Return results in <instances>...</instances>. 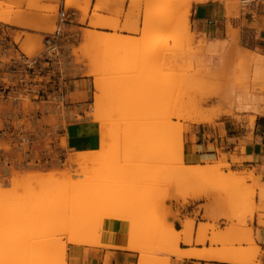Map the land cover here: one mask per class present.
<instances>
[{"label": "rangeland", "instance_id": "374dc122", "mask_svg": "<svg viewBox=\"0 0 264 264\" xmlns=\"http://www.w3.org/2000/svg\"><path fill=\"white\" fill-rule=\"evenodd\" d=\"M61 1L0 0L5 5L0 8V148L9 143L13 147L5 149L7 154L40 157L41 162L42 158L58 156L55 165L44 160L43 166L31 163L29 170L14 172L10 187L0 183V214L9 209L10 223L19 221V213L33 209L28 193L43 186L38 197L40 209L36 211L48 216L43 222L44 232L38 235L30 230L27 235L35 239L23 243L21 249L15 244L19 240L10 242L2 237L5 224H0V264H69L70 258L89 247L86 243L115 231L144 244L146 252L164 244V251L156 252L157 256L171 258L181 243L177 245L172 239L174 225L169 218L179 219L181 215L179 209L173 211V204L183 207L188 203L184 198L192 195H199L196 200L204 202L200 208L205 210V222H200L197 230L208 224L203 241L196 245L235 247L248 264L260 262L264 251L253 223L259 213L264 224V183L254 170L232 169L244 160L237 155L239 147L235 153L230 152L232 146L216 148L211 157L195 164L201 168L197 175L184 174L181 165L192 161L194 147L188 143L191 126L212 128L223 137L246 133L248 139L257 117L264 114V52L259 46L264 43V0H218L233 6L229 21L232 35L228 31L219 42L220 48H214L209 39L193 29V3L189 9L192 33L188 32L183 14L190 0H97L91 15L92 0H64L69 20L58 50L52 54L46 50L45 38L54 31ZM71 10L81 12V18L75 19ZM244 15L248 20L242 24L239 20ZM93 31L106 33L104 40H93ZM115 33L134 37L135 44H121L106 52L107 38ZM86 35L92 40L89 44ZM95 49L100 52L87 55ZM123 56L127 58L118 62ZM86 61L92 67L94 90L95 83L100 82L103 103L106 99L107 103L97 109L93 105L94 90L93 96L81 102L88 105V116L100 125V132L94 150L75 153L65 149L57 116L63 118L68 106L63 96L66 66L75 62L81 72ZM244 96H249L245 102ZM235 99L243 104L232 109L229 103ZM201 106L208 115L213 114L214 120L189 122V116ZM121 127L133 136L140 127L147 128L146 141L133 143L125 136L118 138ZM23 137L29 142L23 143ZM154 142L160 146L151 147ZM127 152H145V156L127 163ZM21 160L16 164L20 166ZM100 167L109 169L102 184L117 190L111 192L109 200L99 199L93 190L86 206L77 210L63 213L59 205L42 207V199H60L83 180L78 175L84 168L95 172ZM45 171L49 175L42 176ZM116 177L119 179L113 181ZM18 178L24 179L14 182ZM153 200L154 208L146 212ZM153 212L166 217L165 226L145 233L144 224L137 221ZM72 215L77 219L74 224H59L61 218ZM188 220L193 221L195 231L196 219L181 221L183 228ZM73 236L80 238V243L77 239L75 244ZM212 239L220 240L211 244ZM160 264H164L162 260Z\"/></svg>", "mask_w": 264, "mask_h": 264}, {"label": "crops", "instance_id": "0c3cea01", "mask_svg": "<svg viewBox=\"0 0 264 264\" xmlns=\"http://www.w3.org/2000/svg\"><path fill=\"white\" fill-rule=\"evenodd\" d=\"M97 0H92L90 15L93 12V7ZM64 0L61 1V4ZM26 4H23L25 8ZM71 12L76 16L75 19L79 20L82 13L77 10H71ZM232 17L228 15V6L226 3L218 0H208L201 2H193L191 9V24L195 32L209 39L211 43L214 44V48H220L219 42L225 39L228 35H232L230 30L232 27L229 25ZM247 16L244 15L239 22L246 21ZM238 22V20H234ZM74 26V25H73ZM76 28H81L80 26H74ZM5 29V26H4ZM27 30V29H25ZM262 33L261 35H263ZM86 35V43L89 44L92 40H89ZM264 40V35L261 37ZM264 52V43L259 45ZM91 66L86 61L83 71L79 72V65L72 62L70 65L66 66V76L68 79L65 82L63 96L67 100V110L63 112V118L57 116L58 126L62 128V137L65 138V149L72 152H82L94 150L98 144L100 125L97 124L92 116H88L89 110L87 104H82L81 102L87 99L88 96H93L94 90V76L90 74ZM0 130L2 128L0 127ZM246 133H239L237 135H229L228 137H223L218 132L212 128H200L199 126H191V133L188 135V143L193 146V152L191 153V159L189 164L195 165L202 158L206 159L214 154L216 148H221L222 146H232L231 153L236 152L238 148L237 155L242 157L244 160L241 164H234L232 166L233 170H254L258 175L262 176V182L264 183V114L257 117L255 127L252 132V136L246 139ZM243 142V146L241 147ZM7 154V151L0 148V183L4 188L10 187L11 180L13 182V174L25 172L31 163H40L42 166L45 165L43 162L51 163L55 165L57 163L58 156H53L52 158L43 159L38 157L36 159L21 157L18 155ZM39 154V151H38ZM7 156L11 158L7 160ZM22 159L21 165H17L16 161ZM16 172V173H14ZM17 174L15 176H18ZM14 176V177H15ZM197 198L189 199L188 203L183 207H178L173 204V211L180 210V218H175L171 216L169 221L173 223L177 230L184 229L182 222L186 218L196 219L195 231L193 234L194 243L189 246L180 243L182 249L190 248H203L202 245H196L198 237V224L200 222H205L203 216L205 210L200 208L204 202L196 200ZM259 201V197L257 199ZM264 203V199H263ZM167 204H170L169 202ZM264 215V210L261 211ZM189 221V220H188ZM264 221V217L262 218ZM193 222V221H192ZM186 224V223H185ZM253 226L255 232L259 238L260 246L264 251V224L260 223L259 213L255 214ZM224 228V227H223ZM71 247V246H70ZM209 247V245H207ZM71 249V248H70ZM69 249L68 254L71 253ZM138 253L130 250L122 249H109V248H99V247H84V250L80 256H75L69 259V264H138ZM262 261V262H261ZM261 263L264 264V253L261 256ZM169 264H234L231 262H223L218 260H209L193 257H176L172 256Z\"/></svg>", "mask_w": 264, "mask_h": 264}, {"label": "bare ground", "instance_id": "6f19581e", "mask_svg": "<svg viewBox=\"0 0 264 264\" xmlns=\"http://www.w3.org/2000/svg\"><path fill=\"white\" fill-rule=\"evenodd\" d=\"M203 2L206 0H190L189 3H187L184 6V10L186 13H184L183 15V21L187 27L188 32H191L190 29V24H189V16H190V12L189 9L192 5L193 2ZM248 2V0H244L243 1ZM65 3V1H64ZM5 7L3 2H0V8ZM187 7V9H186ZM8 10H14V8L12 6H7ZM183 10V12H184ZM228 15L229 17L233 16V6L231 5V3H229L228 5ZM7 23H12V21L10 19H5ZM231 31V30H230ZM106 33L100 32V31H93L92 36L90 35V37L97 41V42H101L104 40ZM232 34V32H231ZM87 37V38H90ZM107 39H110L107 41V51H112L114 48L118 47L121 44H125L126 46H130V45H134L136 41L134 39V37H130V36H125L122 34H116L112 35L110 38L108 37ZM91 40V39H90ZM105 42V41H104ZM134 47V46H133ZM74 51H77V49H74ZM100 52L98 49H95L93 52L88 53L87 55H91L94 53H98ZM121 56V54H120ZM258 56H255V58ZM262 59L264 58V56H261ZM118 62L120 61H124L127 56H123V57H118ZM260 58V57H259ZM258 59V58H257ZM103 85H101L100 82H96L95 83V90H94V96H93V105L98 107L97 109H99L100 107H102V103H103V97L102 93H104V87L102 90ZM103 91V92H102ZM109 98L110 100L108 101L109 103L113 102V97ZM244 102L247 101L249 99V96H244ZM105 99V98H104ZM107 101V99H106ZM105 101V102H106ZM104 102V103H105ZM236 103H240L239 105L235 104ZM234 101H231L229 103L230 107L232 109H235L236 107H240L243 104V101H239L235 99ZM103 103V105H104ZM107 103V102H106ZM109 103L106 106H109ZM110 103V104H111ZM204 101H202L201 104H203ZM101 105V106H100ZM100 106V107H99ZM114 106V105H113ZM110 107V106H109ZM96 109V108H95ZM211 115V114H210ZM207 114V112L203 109V107L201 106L200 108H198V110L195 111L194 114H192L191 116H189V118L187 119L189 122L192 123H203V122H211L214 120L213 118V114L212 116H210ZM215 117V116H214ZM139 129V128H138ZM140 131L136 132V135L133 136L130 132L129 129L123 128L121 127V129L119 130V132H117V137L120 138L121 136H125L128 142H139V143H144L147 139V128H141L139 129ZM160 146V145H159ZM158 143H152L151 147H159ZM10 147H13L11 144L9 143H5L4 147H2L3 149H8ZM143 153H139V152H127L125 155V161L127 163H132L133 161H137L141 158H143L145 156ZM200 166L197 165H186L183 164L181 165V170L183 171L184 174L186 175H197L200 173ZM109 172L108 168L105 167H100L98 168L95 172H92V170L88 169V168H84L80 174L78 175V178H84L81 181L76 182L73 185V189L60 199H53L51 197H47L41 200V205L42 207H49V206H53V205H59L58 210L60 208V212L61 210L63 211V213L69 209L70 211L72 210H77L79 209V207H85L86 204L88 203L87 198L93 194V190H95V194H97V197L101 200H109V198L111 197V192L117 191L116 189L112 188L111 186H109L108 184H102V181L105 179V175ZM234 173V172H233ZM49 175L48 172H44L42 176H47ZM253 175V174H252ZM242 176V175H241ZM24 178H18L15 179L14 182L16 181H20ZM119 178H112L113 181L118 180ZM129 179V178H127ZM73 180V179H72ZM72 180H70L69 182H73ZM67 182V185L68 183ZM46 186L40 187L38 189H33L28 193V202L30 203V208L33 209H29L28 211L25 210L21 213H19L17 215V219L20 221L14 222V223H10L9 222V216L11 211L9 209L4 210L1 212L0 214V224H5L4 229L2 230V237L6 238L7 241L10 242H17L16 240H19L16 244V248L21 249L23 248L22 246L24 245L23 243L30 241V240H34L35 237H32L31 235H27V233L30 230H34L37 232V234H42L44 232L45 225H44V221L45 219L48 218L47 215H43L41 212H38V209H40V203L38 201V197H40L42 190H44ZM107 193H109V197L106 195ZM83 194V197H80V195ZM199 197V195H192L189 197H185V202H188L189 199L191 198H197ZM3 198L0 196V200H2ZM37 206V207H36ZM155 204H154V200L150 203V205H148L146 207V212H149L150 209L154 208ZM37 210V211H36ZM143 214V213H142ZM75 220V221H74ZM67 221V225L70 226L72 224H74L77 219L75 218L74 215H72L71 217L67 218V219H60V225L65 226V222ZM165 221H166V217H164L163 215H159L157 213H146L144 216H141L138 221L137 224H144V228L146 229L145 233L148 232H152L155 229L161 228L163 226H165ZM208 225V224H207ZM205 225L204 227H202V229L198 230V237H197V241L201 242V238H203L202 236H205L207 231H208V226ZM194 223L192 221H187L185 224V228L182 230H177L174 226L171 228V233H172V239L177 243V245L179 244V242H183L186 245H192L194 243V238H193V232H194ZM161 231H163V229H160ZM35 232V233H36ZM84 234V233H83ZM82 234V235H83ZM86 234V233H85ZM78 235V234H77ZM81 235V236H82ZM76 236V235H75ZM74 237V236H73ZM80 237V235H79ZM83 237H85L83 235ZM88 238V235L86 236ZM95 237V236H94ZM225 237V236H224ZM72 238V237H71ZM74 241L76 244V240L80 239L74 237ZM73 239V238H72ZM71 239V240H72ZM82 240V238H81ZM84 240V239H83ZM220 239H212L211 244H216ZM73 241V242H74ZM88 240H85V242ZM203 241V240H202ZM72 242V243H73ZM82 243H85L83 241H81ZM70 243V242H69ZM80 243V240H79ZM23 244V245H22ZM26 244V243H25ZM88 244V246L90 247H99V248H109V249H122V250H130V251H135L138 253V264H160L161 260L162 263L167 264L171 261V258L169 256L160 259V257L158 258V253L164 251L162 249V247L164 246V244L159 245V247L157 248H151L149 250V252H146V247L144 244H140L137 241H133L132 239L129 240L127 239L124 235H121L118 232H113V234L111 236H106V235H100L98 237H96L93 241L91 240ZM83 245V244H81ZM239 247V246H238ZM47 247H43L42 249H45ZM27 252H25L26 254L28 253V250H26ZM37 251V250H36ZM240 251V250H239ZM29 252H31L29 250ZM175 252V256L177 257H193V258H201V259H215L218 261H223V262H231L234 264H248V262H246V260L243 257H240L238 255L237 252V248H228V249H216L213 246H209V247H203V248H190V249H182L181 247H176L174 249ZM157 256V257H156ZM248 261V260H247ZM253 263V262H252ZM1 264H8V263H1ZM251 264V263H249ZM254 264H262L261 262H254Z\"/></svg>", "mask_w": 264, "mask_h": 264}, {"label": "built area", "instance_id": "2783aa9c", "mask_svg": "<svg viewBox=\"0 0 264 264\" xmlns=\"http://www.w3.org/2000/svg\"><path fill=\"white\" fill-rule=\"evenodd\" d=\"M69 20V11L67 10L65 3H62L58 7L57 20L55 22L54 31L48 34L45 38L46 50L52 54L56 53L58 50V41L63 35L64 28ZM23 143H28L29 140L23 137L21 140Z\"/></svg>", "mask_w": 264, "mask_h": 264}]
</instances>
